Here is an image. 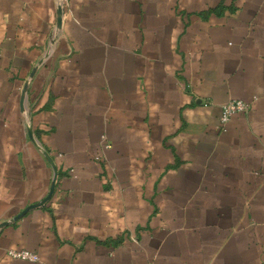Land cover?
I'll return each instance as SVG.
<instances>
[{
  "label": "crops",
  "instance_id": "0c3cea01",
  "mask_svg": "<svg viewBox=\"0 0 264 264\" xmlns=\"http://www.w3.org/2000/svg\"><path fill=\"white\" fill-rule=\"evenodd\" d=\"M61 7L0 0V264H264V0Z\"/></svg>",
  "mask_w": 264,
  "mask_h": 264
},
{
  "label": "built area",
  "instance_id": "2783aa9c",
  "mask_svg": "<svg viewBox=\"0 0 264 264\" xmlns=\"http://www.w3.org/2000/svg\"><path fill=\"white\" fill-rule=\"evenodd\" d=\"M67 0H57V5L59 7L63 6ZM251 105L248 101L243 99L234 98L226 101L222 105V113L220 116L219 126L221 129H225L232 116L236 113L247 112L250 109ZM29 120V115L26 118V122ZM102 145L103 149H107L110 146L107 135L103 134L102 136ZM42 151L46 153V151L42 148ZM48 154V153H47ZM97 159H101V156H96ZM53 165V164H52ZM57 169V166L54 163V172ZM58 170V169H57ZM8 255L13 258L29 260V261H37L40 259L39 254L36 251L24 248V249H15L11 248L8 250Z\"/></svg>",
  "mask_w": 264,
  "mask_h": 264
},
{
  "label": "water",
  "instance_id": "95a60500",
  "mask_svg": "<svg viewBox=\"0 0 264 264\" xmlns=\"http://www.w3.org/2000/svg\"><path fill=\"white\" fill-rule=\"evenodd\" d=\"M58 13H59V22H61L62 13H63V9H62V7H59V9H58ZM45 155L48 156V158H49V155L47 154V152L45 153ZM49 159H50V158H49ZM50 161L52 162V164H53V166H54V162H53L51 159H50ZM55 169H56V168H55ZM57 173H58V170L56 169V170H55V175H54V180H53V186H52V187H54V185H55V183H56Z\"/></svg>",
  "mask_w": 264,
  "mask_h": 264
}]
</instances>
